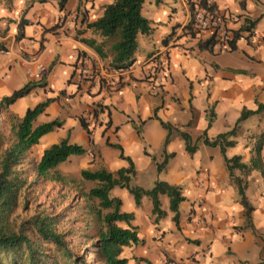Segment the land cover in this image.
Instances as JSON below:
<instances>
[{"label": "crops", "instance_id": "1", "mask_svg": "<svg viewBox=\"0 0 264 264\" xmlns=\"http://www.w3.org/2000/svg\"><path fill=\"white\" fill-rule=\"evenodd\" d=\"M59 1L19 0L24 11L15 23L11 8L0 0V42L7 47L0 51V98L33 82L29 59L35 53L47 71L9 109L22 117L27 108L54 99L34 123L62 121L39 140L43 150L68 137L88 150L82 156L96 148L102 168L114 173L129 167L119 151L106 144L116 143L133 162L135 186L147 190L163 180L180 187L184 200L177 222L164 194L159 200L165 215L156 222L149 197L143 196L140 205H123L115 195L122 202L120 210L133 213L130 225L140 240L123 246L120 256L127 264H264V176L261 168L252 166L259 161L264 167V110L240 123L234 146L225 151L228 158L239 156L246 170L234 169L229 175L220 148L199 138L205 130L209 139L215 138L234 126L243 109L264 104V0H215L219 12L231 19V29L238 28L244 17L259 18L250 42L241 38L233 52L218 47L214 52L199 50L196 38L183 35L182 27L190 20L187 0H162L158 5L148 0L142 14L151 32L137 35L134 62L121 71L110 66L113 40L102 47L104 57L81 40L93 39L97 45L105 40L86 24L111 0H67L64 9ZM19 22L23 37L16 40ZM154 114L189 134L196 141L195 152L186 151L176 132L163 151L167 132ZM81 118L88 123L89 134L81 127ZM166 155L171 156L158 172L156 164ZM236 177L252 207L249 218ZM116 224L128 227L122 221Z\"/></svg>", "mask_w": 264, "mask_h": 264}, {"label": "trees", "instance_id": "2", "mask_svg": "<svg viewBox=\"0 0 264 264\" xmlns=\"http://www.w3.org/2000/svg\"><path fill=\"white\" fill-rule=\"evenodd\" d=\"M67 0H60L59 7L64 9ZM148 0H111L110 3L104 5L102 14L94 21L88 22L86 27L104 37L99 45L93 39H84L82 42L93 47L96 52L104 57L103 46L105 43L112 41L110 50L113 52L110 66L112 69L121 71L128 69L134 62L133 55L137 49V35L149 34L151 26L147 18L142 14L144 3ZM158 5L162 0H153ZM190 10V20L182 27L183 35H189L196 38V46L199 50L214 52L215 47L219 50L233 52L237 49V42L244 38L250 42L253 30L259 21V18L250 19L244 17L240 26L236 29L230 28V34L226 39H216L215 35L202 38L198 29H195L192 19V11L194 9L195 0H187ZM200 1V5L206 7L204 0ZM216 9L215 5L210 6ZM25 24V22H24ZM16 40L23 37L21 32L22 22H19ZM57 25L48 30L54 29ZM177 27H174V29ZM174 29L170 33V37L175 35ZM168 36V37H169ZM163 42L167 43V38ZM221 45L220 47L218 45ZM6 46L0 42V51H5ZM155 68L160 65L156 61ZM155 62V63H156ZM160 68L162 66H159ZM37 84L28 82L19 89L14 90L10 95L0 98V135L1 127H8L14 136V142L7 147L0 157V264H127V259L120 256L121 248L130 243L140 242L135 228L130 225L133 219L132 212H122L120 206L122 202L117 197H110L111 189L115 187L126 188L133 196L136 205H140L141 198L147 196L152 205V213L155 215L154 221L165 215L160 208L159 196L164 194L169 199V208L174 212L173 220H178V206L184 197L179 186L171 185L163 180H156L150 189H143L139 186L130 184L132 177L135 175L132 160L123 154V149L119 144L109 143L107 145L119 151V156L129 162L128 168H121L117 171L109 172L105 168L97 170L82 169L80 176L86 181H96L97 186L92 187L87 192V196L98 201V206L94 210L98 226L94 234H83V242L76 243L75 240L79 235L69 238L70 232L58 230L57 220L53 217L34 215L30 222L24 225L13 226L11 220V212L17 204L20 191L25 186L27 180L22 175V171L16 167L21 164L26 152L39 143V140L45 134L61 127L62 121L58 118L48 122L34 125L37 117L42 114L46 107L54 100L47 98L31 108H27L22 117L17 118L15 114L9 112V106L17 99L28 95ZM264 110V104L257 103L255 110L243 109L235 122L234 126L215 138L209 139L206 130L199 137L202 142L210 147L218 146L222 153L225 165L232 176L234 169L246 170L245 164L240 163L239 156L231 158L226 157V148L235 144L239 125L249 116ZM153 118L159 120L161 126L167 132L164 147L170 140L173 132H176L184 141L185 148L189 154L197 149L196 141H192L189 134L179 131L177 127L172 126L168 122L159 119L156 114ZM143 122V121H142ZM212 119L208 118V127L211 125ZM81 127L89 134L88 123L84 118L80 119ZM140 136V128L135 127ZM262 134L260 135V139ZM257 155H259V143L257 147ZM89 153L82 145L70 142L68 137L61 139L59 142L45 148L38 162L35 164V171L39 177L45 180H59L61 177L56 172V167L71 156H82ZM166 155L162 162L157 163V171L160 172L168 157ZM252 166L261 168L264 176V167L259 161H254ZM240 202L245 208V216L250 217L252 207L248 203L244 186L241 179L236 177ZM104 210H108L104 212ZM125 222L128 227L121 228L116 222Z\"/></svg>", "mask_w": 264, "mask_h": 264}, {"label": "rangeland", "instance_id": "3", "mask_svg": "<svg viewBox=\"0 0 264 264\" xmlns=\"http://www.w3.org/2000/svg\"><path fill=\"white\" fill-rule=\"evenodd\" d=\"M3 4L11 8L15 23L21 21V13L24 10L20 9L19 0H3ZM9 112L14 114L10 109ZM16 117L20 118L18 115ZM8 127H1L0 157L3 151L14 142V136ZM56 132L59 133L60 130ZM43 146L44 143L33 146L26 152L21 164L16 167L17 170L23 172L22 175L27 182L20 191L17 204L11 212L13 226L24 225L26 228L34 215L53 217L57 220L58 230L69 231V238L77 234L79 238L75 242H83V234H94L98 226L94 214L98 201L87 196L89 189L97 186L98 183L83 180L80 170L102 168L103 162L95 151L96 148H90V156H73L56 167V172L61 177L59 180H45L35 171V164L41 156ZM130 184L135 186L133 180ZM152 186L149 185L148 188ZM123 193H126L127 197ZM115 195L123 200V205H135L132 195L126 188L111 189L109 196L115 197ZM107 211L104 210V212Z\"/></svg>", "mask_w": 264, "mask_h": 264}, {"label": "built area", "instance_id": "4", "mask_svg": "<svg viewBox=\"0 0 264 264\" xmlns=\"http://www.w3.org/2000/svg\"><path fill=\"white\" fill-rule=\"evenodd\" d=\"M206 7L200 5V1H194V9L192 11L193 25L195 29H198L200 34H205L208 37L215 35L216 39H226L230 34V28L228 27L227 18L219 12V10L211 9L210 6L215 5V0H204ZM221 46L220 44L218 45ZM29 61L33 65V69L30 73V77L33 81L42 80L44 74L46 73V66L39 59L37 54H32ZM81 69V67H80ZM82 74V71L80 70Z\"/></svg>", "mask_w": 264, "mask_h": 264}]
</instances>
